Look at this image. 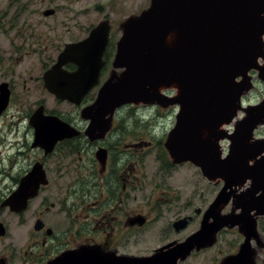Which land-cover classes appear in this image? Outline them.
I'll use <instances>...</instances> for the list:
<instances>
[{
    "label": "flooded vegetation",
    "instance_id": "flooded-vegetation-1",
    "mask_svg": "<svg viewBox=\"0 0 264 264\" xmlns=\"http://www.w3.org/2000/svg\"><path fill=\"white\" fill-rule=\"evenodd\" d=\"M125 23L103 12L96 24L86 28V35L66 42L55 56H45L41 47L30 44L28 41H34L35 37L21 32L22 29L17 31L21 43L11 42L7 49L0 42V93L4 84L8 91V104L0 113V264H134L135 237L150 225L156 214L162 210L177 211L170 221L175 233L188 230L198 220L201 210L193 213V202L163 185L158 192L150 191L147 197H141L146 206L137 203L136 170L146 160L143 154L136 158L138 150L130 116L121 112L138 104L116 107L100 118L98 127L99 120L93 117V106L102 88L110 80L117 82L126 70L114 65ZM100 24H105L108 41L98 77L79 101L59 98L46 87L45 73L57 62L66 44L84 40ZM28 53L41 57L39 68L35 64L20 67ZM259 65H264V58L259 59ZM77 69L75 62L63 66L68 74ZM252 72H257V77L253 80L254 89L243 96L246 105L256 85L264 83L258 71ZM90 82L87 80L83 86ZM40 117L46 121L58 118L63 122L58 124L64 132L36 137ZM261 137L264 139V135ZM168 166L172 164L167 160L161 168ZM26 179L32 186L37 183L36 194L28 199L25 209L12 210L7 203L19 193ZM145 210L155 215L151 217ZM255 221L256 232L249 241L246 231L238 229L242 240L228 248L230 251L218 249L219 255L211 256L212 264L228 260L246 241L253 264H264V227ZM24 225H28L25 239ZM227 231L224 228L221 235ZM219 240L213 237L202 250L215 249ZM178 242L182 241L164 246L162 253ZM201 253L195 249L193 256Z\"/></svg>",
    "mask_w": 264,
    "mask_h": 264
},
{
    "label": "water",
    "instance_id": "water-1",
    "mask_svg": "<svg viewBox=\"0 0 264 264\" xmlns=\"http://www.w3.org/2000/svg\"><path fill=\"white\" fill-rule=\"evenodd\" d=\"M55 12L47 8L43 14L48 17ZM107 41L105 24H100L84 40L66 44L44 75L46 87L61 99L79 101L98 77ZM259 58H264V0H152L146 12L126 21L114 60L116 67L126 70L100 91L93 106L97 127L101 117L125 103L164 105L162 89L175 87L178 94L172 102L178 103L179 112L166 143L174 162L190 161L207 178L224 180L197 232L166 252L135 259L134 264H176L192 249L207 246L224 226L239 225L247 241L256 232L252 212L264 214V139H250L264 123V100L250 105L248 116L236 123L232 134L221 127L231 123L242 108V96L252 86L249 73L258 70L264 80ZM69 62L78 69L68 74L63 66ZM5 86L1 87L0 113L8 104ZM50 119L37 118L36 137L64 132L58 124L63 122ZM226 137L231 144L224 157L220 140ZM248 180L251 186L244 196L237 187ZM37 189V183L32 186L26 179L7 204L12 210H23ZM232 199L241 212L222 215V206ZM247 241L225 264H253ZM245 254L246 261L241 258Z\"/></svg>",
    "mask_w": 264,
    "mask_h": 264
},
{
    "label": "rangeland",
    "instance_id": "rangeland-1",
    "mask_svg": "<svg viewBox=\"0 0 264 264\" xmlns=\"http://www.w3.org/2000/svg\"><path fill=\"white\" fill-rule=\"evenodd\" d=\"M151 1L0 0V23H2L0 42L7 49H9L11 42L21 43L22 39L18 37L17 31L22 29L21 32L24 31L26 35H33L35 37L34 41H28L30 44L33 43L41 47L45 51V56H55L66 42L74 39V37L80 38L86 35V28L96 24L103 12L108 13L113 19H121L125 23L129 17L137 18L143 12H146L151 6ZM47 8H56V14L51 17L44 16L43 11ZM40 58L37 54L28 53L24 56L23 64L20 67L35 64L39 68ZM6 66H9L8 62H6ZM18 70L20 69L18 68ZM38 71L39 69L36 70V72ZM249 75L251 76L252 86L248 89V92L252 91L255 87L253 80L257 77V72L254 74L250 72ZM258 80L261 81L259 78ZM162 92L166 94V100L163 101L164 105H159L162 106L161 108L156 107L153 103H133L138 105L127 109L124 113L121 112V114L128 113L130 116V127L133 128L136 150L140 153L138 154L135 151L136 158H139L143 154L144 160H146L144 166H140L136 170L138 175L136 180H139L136 183L135 191L138 195L137 203L145 204L146 206L145 201L141 197L144 195V197H147L150 191L158 192L161 185H163L167 190L176 191L184 198L186 197V199L188 198V200L193 202V213H195L196 209H200L201 213L198 215V220H195L188 230L180 233H175L170 222L174 220L177 211L162 210L158 216L156 214V218L158 217V219L156 220L155 218L144 231L135 237L136 242L133 248L136 260L160 254L164 246H168L176 241H182L181 243H183L190 238L195 228L201 226L204 212L224 186V180H211L207 178L199 166L190 161L174 162L166 143L177 122L178 103H173L172 101L178 92L175 87L162 89ZM262 98H264V83L256 85L255 91L247 99V105L244 104L239 109L237 116L231 123L222 125V130L228 134H232L236 129V123L248 116L250 105L262 102ZM30 100L31 98H29ZM29 101L27 104L30 103ZM132 121L134 122L133 126ZM262 126H264V123L255 129L250 142L262 139L261 136L264 135V127ZM220 143L223 151L222 155L225 156L229 151L230 140L226 137L220 140ZM167 160L172 166H168L166 169L164 167L161 168V165ZM253 163L250 160V164ZM164 180L165 183H162ZM243 186V194L246 196L247 192L245 191L251 186V180H248ZM144 212L149 213L146 210ZM220 212L222 215L230 213L239 214L241 209L237 208L232 199L228 204L222 206ZM154 215L155 213H152L150 216ZM252 215L260 222V227L263 228L264 214H258L257 216L255 211H253ZM27 228L28 225H24L22 229L24 239ZM224 228L228 231L221 235ZM238 229H240L239 225L224 226L214 234L216 240L217 237L220 238L218 247L213 250H202V248L206 247L204 246L200 249L202 253L197 257L193 256L195 249H192L184 256H180L182 258L177 261V264H212L211 256L217 257L219 255L218 249H232L238 240H242V235H240ZM236 251L233 252L236 253ZM237 253L231 255V257L236 256ZM241 258L246 261L248 256L245 254ZM225 263L226 261L224 260L222 264Z\"/></svg>",
    "mask_w": 264,
    "mask_h": 264
},
{
    "label": "bare ground",
    "instance_id": "bare-ground-1",
    "mask_svg": "<svg viewBox=\"0 0 264 264\" xmlns=\"http://www.w3.org/2000/svg\"><path fill=\"white\" fill-rule=\"evenodd\" d=\"M253 160L254 159H251V162H253ZM243 188H244V186L241 185V186L237 187V191H240V193H242L244 191Z\"/></svg>",
    "mask_w": 264,
    "mask_h": 264
}]
</instances>
